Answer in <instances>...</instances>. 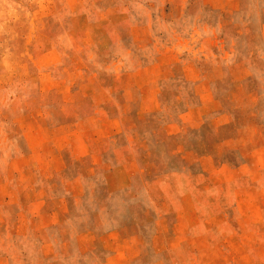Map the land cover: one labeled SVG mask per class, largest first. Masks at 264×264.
Here are the masks:
<instances>
[{"label": "rangeland", "instance_id": "obj_1", "mask_svg": "<svg viewBox=\"0 0 264 264\" xmlns=\"http://www.w3.org/2000/svg\"><path fill=\"white\" fill-rule=\"evenodd\" d=\"M0 264H264V0H0Z\"/></svg>", "mask_w": 264, "mask_h": 264}]
</instances>
